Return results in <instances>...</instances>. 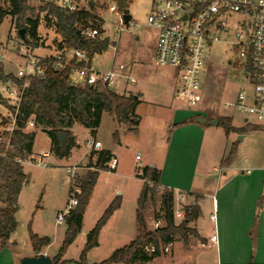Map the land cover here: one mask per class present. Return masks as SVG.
Returning <instances> with one entry per match:
<instances>
[{"label":"rangeland","instance_id":"rangeland-1","mask_svg":"<svg viewBox=\"0 0 264 264\" xmlns=\"http://www.w3.org/2000/svg\"><path fill=\"white\" fill-rule=\"evenodd\" d=\"M119 1L94 0L95 16L103 22V37L109 39L110 45L106 52L94 56L92 68L96 71L106 72L118 64H124L126 71L136 77L137 85L144 91L146 102L141 110L150 108L159 116V120L163 119L164 122L173 109L183 108V105L182 102L174 98L169 90V82H171L172 77L176 78V82L178 81L175 71L169 67L160 66L156 61L158 30L150 26L147 21V16L151 11V0H127L128 11L139 26L117 34L114 27L119 24L117 17ZM26 2L29 10L24 18L40 19L39 45L33 47L26 45L19 34V30L22 28L17 26V19L12 16L6 17L0 24V61L4 71L16 77L18 71L27 65L28 48L33 56L45 58L58 52L55 40H61V36L56 33L53 23L46 20V11H42L43 2L41 0H26ZM232 17L233 19L237 18V20L242 19V16L238 14ZM26 33L25 29V37ZM136 36H139V39H136ZM27 37L31 40L30 35ZM225 40H233V32L230 36L223 35L222 41ZM115 45H117L116 51L114 50ZM207 54L208 62L202 77L201 103L198 110L192 111V113L195 116L207 113L213 118L227 117L228 115L234 126L242 127L241 117L235 110L225 106V102L233 101L236 98L237 92L242 86V76L238 67L236 69L234 63L229 62L235 60L236 54L225 42L213 43ZM5 87H8L7 91ZM113 88L118 90L120 94H127L129 91L124 85ZM18 89L11 80L0 81V96L2 98L0 100V111L2 112L0 114V136L10 135L9 115L11 110L8 105L16 104L17 97L20 95ZM110 118L105 113L102 124L94 136L82 125L76 124L73 131L80 148L74 149L70 158L56 159L51 154V157L47 159L48 166L30 163L25 165L28 182L24 185L19 197V209L16 213L18 226L11 233L7 247L0 250V264H11L13 256L17 258L15 264H20V257L34 254L30 229L40 237L48 236L51 238V243L47 249L49 256L54 257L58 253L64 240L66 223L58 224L56 219L58 213L65 207L70 183H76L87 172L95 171L97 168L95 165L97 156L91 154L94 148L87 145V142L92 139H97L102 143L101 150L111 149L115 151L118 164L116 170H100L97 184L85 211L81 232L68 247L64 258L79 260L88 232L96 225L109 204L117 198L120 199L121 205L103 228L99 237V245L89 251L88 263L101 262L109 258L115 249L129 244L136 237L138 233L136 210L142 190V180L139 173L143 167L148 165V161L161 160L162 147L165 142L163 136L138 137L135 136L134 131H130L126 136H121L122 143L119 144L114 138L115 128ZM146 124L147 122H145ZM158 125L160 126V122H157L156 126L158 127ZM247 127L250 129L246 132L248 138L238 148L241 152L238 164L245 168L251 167L256 162H264V131L254 125H247ZM29 128L34 130L35 126L28 127L27 130ZM37 136V148L47 150L49 137L42 131ZM75 166L74 177H71L73 174L71 175L68 169ZM74 189L78 191L77 194L81 193L78 186L75 185ZM163 191V188H157L155 198L147 202L144 210L147 226L151 230L165 225L162 218L156 219L157 215H163L159 198ZM176 203L174 199V210L178 208ZM189 208L191 209V207ZM175 217L176 223L180 224L184 216H177L175 211ZM208 221L209 217L204 212V216L199 217V223L204 233L210 236L213 224L210 221L208 223ZM187 226L192 230L188 235L187 242L179 235L176 236L177 239L183 244L186 243L185 245L198 244L202 238L198 234L197 224L194 221L188 223ZM46 247H43L42 251ZM174 248L171 245L165 246L160 256L149 262L137 261L136 264H177V257L179 255L184 256L186 253L183 248L177 250ZM195 250L189 256L194 257L196 255L198 260L192 264H221L218 259L219 253L217 254L214 244L200 252H197L198 249Z\"/></svg>","mask_w":264,"mask_h":264},{"label":"trees","instance_id":"trees-1","mask_svg":"<svg viewBox=\"0 0 264 264\" xmlns=\"http://www.w3.org/2000/svg\"><path fill=\"white\" fill-rule=\"evenodd\" d=\"M28 10L26 0H0V24L8 16L17 19V26L27 31L24 38L26 45L33 47L39 45L40 19L24 18ZM43 10L46 11V20L53 23L56 33L61 36V40H55L57 51L66 53L81 49L86 52L89 61L78 63L76 59H72L63 68H54L48 60H43L42 63L45 66L43 74L22 78L7 74L0 61V81L11 80L22 90L18 107L8 105L12 113L18 111L17 127L9 136H0V250L7 247L11 233L17 229L16 213L19 209V197L28 177L25 166L15 158L26 159L33 153L36 130H42L48 135L51 140L50 151L55 158L68 159L72 156L73 150L78 147L73 132L76 124L89 129L92 136L101 126L105 112L111 113L119 124L127 125L131 131L136 132L140 124V117L136 113L137 106L141 103L139 93L120 94L100 84L76 85L70 80L69 74L73 66L85 64L90 67L94 56L103 54L109 48L108 38L86 39L78 34L80 25L87 24L89 21L98 27L93 14L68 13L54 5H45L42 7ZM118 10L128 11L127 0L119 1ZM27 35L31 36V40ZM29 119L35 122V128L31 131L27 130ZM218 120L227 134L231 132L242 134L250 130L247 126H234L232 119L228 116L219 117ZM1 138L6 140L1 141ZM114 138L118 141L117 132L114 133ZM237 152L238 144L235 142L228 156L222 160V164L232 165ZM91 154L97 156L95 163L97 168L95 171L87 172L76 183H70L69 191H72L76 185L81 193L77 194L78 205L65 219L64 240L58 253L52 257L54 260H57L59 264H136L137 261L144 263L160 256L163 248L172 244L176 236L183 237L185 241L188 239L192 230L187 225L199 217L200 208L198 206H191L192 210L186 208L182 222L177 224L174 191L167 187L163 188L164 191L159 197L163 215L156 217L157 220L162 218L165 225L155 230L148 228L144 210L147 202L155 198L157 188L161 187V171L156 167L145 166L139 173L143 185L136 210L138 230L136 237L129 244L115 249L109 258L101 262L88 263V253L99 245L102 228L121 205L120 199L117 198L109 204L96 225L88 232L79 260L64 259L68 247L81 232L85 211L97 184L100 170H108L107 163L113 156L109 150L105 149H94ZM7 232L9 235H6ZM30 239L35 252H41L43 247L51 243L50 237H40L31 229Z\"/></svg>","mask_w":264,"mask_h":264},{"label":"built area","instance_id":"built-area-1","mask_svg":"<svg viewBox=\"0 0 264 264\" xmlns=\"http://www.w3.org/2000/svg\"><path fill=\"white\" fill-rule=\"evenodd\" d=\"M43 5H54L68 13L93 14L98 27L89 21L79 27L80 36L86 39L103 38V22L94 13V0H41ZM129 13L118 10L119 24L114 27L117 34L139 25L133 16L126 21L124 15ZM130 14V13H129ZM242 16L241 20L233 19V15ZM148 24L158 30L156 44V61L160 66L169 67L175 71L178 78L174 90V98L182 102L183 109L188 111L198 110L201 103V88L203 71L208 62V49L215 42H225L230 45L236 58L230 63L239 69L242 76V86L233 101L225 102V106L241 117L243 125H254L264 131V0H151V11L147 16ZM237 25L239 30L237 31ZM233 32V40L222 41V36H230ZM117 50V45L114 46ZM69 52H55L45 58L33 56L27 50V65L18 71L19 78L34 74H43L45 66L43 60H48L54 68H63L72 59L78 63H87L89 57L81 49ZM73 84H92L106 86L118 92L113 87H119L128 81L135 84V78L129 75L124 64H118L106 72L96 71L92 66L85 64L75 65L69 74ZM6 91L8 87H5ZM16 106L21 100L22 90L18 89ZM11 93V92H10ZM1 105V103H0ZM17 115L12 113L10 117V134L17 127ZM28 127H34L35 122L29 119ZM6 138H1L5 141ZM9 143V142H8ZM87 145L100 150L102 143L92 139ZM50 150H41L32 153L28 158L15 159L23 164L27 163L48 166ZM139 158V156H137ZM118 158L112 156L107 163L108 171L116 170ZM74 168H69L71 177H74ZM75 189L69 191L65 207L57 215L56 222L62 224L66 217L78 205V197ZM217 218L216 213L211 214V219ZM217 234L212 240H217Z\"/></svg>","mask_w":264,"mask_h":264},{"label":"crops","instance_id":"crops-1","mask_svg":"<svg viewBox=\"0 0 264 264\" xmlns=\"http://www.w3.org/2000/svg\"><path fill=\"white\" fill-rule=\"evenodd\" d=\"M136 39H139V36H136ZM127 73L135 78V84H129L126 80L123 85L129 90L128 92L139 93L141 96V103L136 109L140 124L135 136H163L165 142L162 147L161 160H150L147 166L153 164V167L161 171V188L167 187L174 191L175 203L177 202L178 205L175 210L177 216H184L186 208L198 206L200 216H204L206 212L209 221L213 224L212 233L207 236L200 227V216L194 220L198 234L202 238L196 245H185L186 243L183 244L176 237L170 245L175 247V250L183 248L186 253L185 257L179 255L176 263H196L198 257L189 256L190 253L196 251L195 249L200 252L214 244L221 264H249L251 262L264 264V162H256L248 168L242 167L238 164V159L241 157V152L238 150L236 161L232 165L222 164V160L228 156L232 145L236 142L239 148L248 138V133L231 132L227 134L219 123L218 125L211 123L216 117H210L207 113L195 116L192 111L183 108L173 109L167 120L163 122L161 119L160 121L159 116L150 108L141 110L146 102L144 91L137 85L136 77L129 71ZM169 85V90L174 95L176 78L172 77ZM105 113L111 117L115 128L114 133L117 132L119 137L117 142L121 144V136H126L131 130L127 125L119 124L111 113ZM105 113H103L102 120ZM201 118H205V122H200ZM145 122H147L146 125ZM157 122H160L161 127L156 126ZM87 130L90 133V130ZM41 131L36 130L34 153L45 150L38 149L36 146L37 135ZM77 144L78 147L75 149L80 148L78 141ZM50 147L51 140L47 150H50ZM107 150L117 157L115 151ZM114 173L117 174L115 171ZM214 212L217 218L212 220L211 214ZM215 234L218 236L216 241L212 240ZM48 246L42 252L49 255ZM33 253L35 254V251ZM16 260L17 258L13 256L11 264H15Z\"/></svg>","mask_w":264,"mask_h":264},{"label":"water","instance_id":"water-1","mask_svg":"<svg viewBox=\"0 0 264 264\" xmlns=\"http://www.w3.org/2000/svg\"><path fill=\"white\" fill-rule=\"evenodd\" d=\"M124 18L126 21H128L131 18V14H129V13L125 14ZM19 34H20L21 38L24 39L25 38V29L24 28L20 29ZM78 34L80 35V31H78ZM200 122H205V118H201ZM211 123L214 125H218V123H219L218 118H215ZM151 166L153 167V164ZM6 235H9V232H7ZM20 264H59V263L57 260H54L48 254H46L44 252L36 251L34 255L21 257L20 258Z\"/></svg>","mask_w":264,"mask_h":264}]
</instances>
